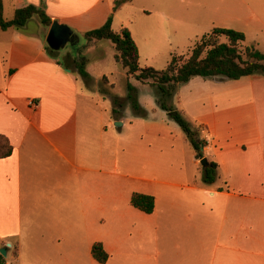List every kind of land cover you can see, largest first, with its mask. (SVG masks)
I'll return each instance as SVG.
<instances>
[{"label": "crops", "instance_id": "crops-1", "mask_svg": "<svg viewBox=\"0 0 264 264\" xmlns=\"http://www.w3.org/2000/svg\"><path fill=\"white\" fill-rule=\"evenodd\" d=\"M201 1L194 43L223 27L243 32L244 48L258 50L246 40L253 31L264 34V0ZM2 4L5 19L18 8L38 7L72 29L75 45L110 14L114 18L112 0ZM49 27L33 16L20 28L0 29V134L13 146L10 156L0 158L5 264H11L8 256L19 263L22 252L62 255L80 246L91 252L96 242L108 259L129 264H264V76L194 77V89H205L213 105L194 107V122L207 142L203 157L217 164L215 180L206 184L205 167L186 136L168 130V112L160 107L162 115L151 109L160 120L129 117L126 109L122 118L98 119L92 131L95 122L85 120L97 115L87 117L89 95L74 63L81 53L73 54V46L48 53ZM175 108L187 114L185 107ZM135 124L142 128L137 134L131 131ZM103 133L113 148L102 145ZM167 147H175L168 164L160 158ZM133 192L154 197L152 213L131 205Z\"/></svg>", "mask_w": 264, "mask_h": 264}, {"label": "rangeland", "instance_id": "rangeland-1", "mask_svg": "<svg viewBox=\"0 0 264 264\" xmlns=\"http://www.w3.org/2000/svg\"><path fill=\"white\" fill-rule=\"evenodd\" d=\"M161 2H163V5L160 7L158 6V0H112V6H115L112 29L114 31H119L128 20L129 26L127 27L132 30L138 44L140 67L151 66L157 70L165 69L173 55L188 57L194 46V36L196 33V31H194V16L197 14V11L201 9L200 5L203 1L161 0ZM10 12L11 8L7 5L6 15L9 14L8 16L11 18L12 15ZM216 39L218 42L227 41L224 36H219ZM88 41L89 39L82 34L78 45H75L76 47L73 46L72 48L71 45L67 44L58 51L72 48L73 54L78 52L77 49L81 53L80 58L85 63L84 68L88 73V77L86 80L81 76L78 78L81 83L84 82L87 94L89 95L87 96L86 104L91 107H88L89 114L87 117H92L91 113L97 115L94 119L88 118V120H85L88 122H95V125H92V131L98 130V119L103 118V121L110 122L113 120L114 116L122 118L123 110L126 109L128 110L129 117L150 119L152 116L153 119L160 120L157 114L160 113L159 115H162L163 112L156 102L158 96L157 88L152 86L150 82H145L143 84L132 75L127 74L126 69L114 60L113 55L115 50L110 40H96L93 45ZM246 42L250 45L257 43L258 50L264 52V34H262V32L253 31L252 33H248ZM245 49L246 48H244L241 42L238 43V51L244 59L246 58ZM67 60L66 58H62L60 61L62 64L67 65ZM103 76L108 79L110 85H113L111 94L107 96H104L101 92L104 86L102 85ZM194 77L178 87L172 103L174 107H185L187 114L181 110H177V108H175V111L181 114L193 130L197 129L198 131V125L194 122V107H213V105L210 104L205 89H194ZM196 77H198V79H210L201 76ZM128 84L135 88L139 106L145 110L143 115L138 114L132 109V102L127 98ZM177 94L180 100L179 103H177ZM91 96H93V98H90ZM83 105L84 103L82 101L81 107H78L79 114L84 112L85 107H82ZM115 107H117L118 110L117 114L113 112ZM152 108L156 109L157 114H154L155 111H151ZM168 115L169 114L166 116L168 130L172 131L174 134L182 133L186 136L179 124L172 116ZM119 123L121 122L119 121ZM113 125L116 126V122H113ZM110 129L113 131L112 127ZM131 131L137 134L142 131V128L140 124H135ZM133 133H131L132 137ZM197 135L202 138L199 132ZM108 136L109 134H102V145H110V147L113 148L115 143L110 140ZM135 140L139 142L138 146L140 148L145 146L144 141H139L137 138ZM88 145H91L90 142H88ZM173 150H175V147H167V150L161 154L160 158L168 164L169 159L172 158L171 152ZM107 154V150L104 149V156H107ZM136 159L138 161H143L142 158L138 159L136 157ZM135 171L140 172L138 164L135 165ZM79 243L81 242L77 241L76 245ZM6 260L11 264H129L124 261H119L116 257L115 259H108L105 263H98L92 257L90 250L82 248V246L77 248L71 247L69 251H65L62 255L47 254L41 256L31 252H22L19 263H17L15 259L13 260L11 256H8Z\"/></svg>", "mask_w": 264, "mask_h": 264}, {"label": "trees", "instance_id": "trees-1", "mask_svg": "<svg viewBox=\"0 0 264 264\" xmlns=\"http://www.w3.org/2000/svg\"><path fill=\"white\" fill-rule=\"evenodd\" d=\"M112 10H115V6H112ZM33 16H38L45 26H50L52 23V20L41 9L31 4L16 9L11 19H5L2 0H0L1 30L20 28ZM111 22L112 15L110 14L103 25L85 32L84 36L89 40H110L115 50L114 60L126 69L127 74L132 75L136 80L141 83L150 82L152 86H155L158 92L156 102L162 110L167 112L176 110L172 100L178 87L194 76L235 80L255 73L264 75V53L255 50L253 47H246V58L244 59L238 51V43L245 40V35L241 31L214 27L208 34L194 43L188 57L173 55L165 69L157 70L151 66H139L138 47L129 29L122 27L119 31H114ZM219 36L226 37L227 41L218 42L216 38ZM46 49L48 53L53 52L48 46H46ZM74 63L79 75L86 80L88 73L84 68L85 63L81 58L75 60ZM102 85H104L101 89L103 95H110L113 85L109 84L105 76L102 78ZM127 89V98L132 102V109L143 115L145 110L139 106L134 86L128 84ZM117 111V107H115L113 112L116 114ZM176 112L177 114L172 118L185 132L186 138L194 150L195 157L201 159L203 157L201 149L206 145V141L198 137L197 133L199 131L193 130L181 114L178 111ZM12 151L13 146L8 137L0 134V158L10 156ZM216 168V163L209 162L207 167L202 169V181L204 183L209 184L215 180ZM130 203L133 207L147 214L152 213L154 210V197L149 194L133 192ZM91 255L98 263H105L109 256L100 242L92 245ZM0 264H5L2 255H0Z\"/></svg>", "mask_w": 264, "mask_h": 264}, {"label": "water", "instance_id": "water-1", "mask_svg": "<svg viewBox=\"0 0 264 264\" xmlns=\"http://www.w3.org/2000/svg\"><path fill=\"white\" fill-rule=\"evenodd\" d=\"M77 36L72 31V29L66 24L59 23L58 21H52L49 31L46 37V45L52 50H60L64 48L67 44L74 46L77 43ZM170 116H175L177 114L176 111L168 112ZM116 125H120L119 122H116ZM199 163L202 167H206L208 162L206 158H201ZM0 254L2 256H6V248H0Z\"/></svg>", "mask_w": 264, "mask_h": 264}, {"label": "built area", "instance_id": "built-area-1", "mask_svg": "<svg viewBox=\"0 0 264 264\" xmlns=\"http://www.w3.org/2000/svg\"><path fill=\"white\" fill-rule=\"evenodd\" d=\"M202 131H203V130H200L199 133L201 134ZM203 139L206 141V139H205L204 137H203ZM206 143H207V142H206Z\"/></svg>", "mask_w": 264, "mask_h": 264}]
</instances>
